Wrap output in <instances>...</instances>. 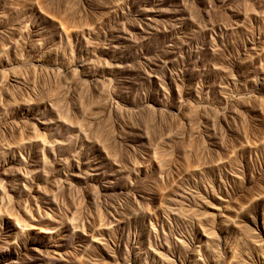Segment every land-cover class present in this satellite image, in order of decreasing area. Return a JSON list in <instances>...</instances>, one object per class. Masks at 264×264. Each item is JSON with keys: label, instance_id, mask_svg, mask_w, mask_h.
I'll return each instance as SVG.
<instances>
[{"label": "rangeland", "instance_id": "374dc122", "mask_svg": "<svg viewBox=\"0 0 264 264\" xmlns=\"http://www.w3.org/2000/svg\"><path fill=\"white\" fill-rule=\"evenodd\" d=\"M0 264H264V0H0Z\"/></svg>", "mask_w": 264, "mask_h": 264}]
</instances>
